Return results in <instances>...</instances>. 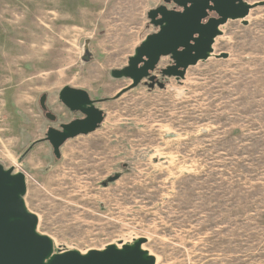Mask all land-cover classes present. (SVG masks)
Segmentation results:
<instances>
[{
  "label": "rangeland",
  "instance_id": "1",
  "mask_svg": "<svg viewBox=\"0 0 264 264\" xmlns=\"http://www.w3.org/2000/svg\"><path fill=\"white\" fill-rule=\"evenodd\" d=\"M163 2L0 0V164L24 175L52 257L140 242L154 264H264V4L221 24L183 77L161 75L165 56L152 72L162 88L125 89L111 71L156 31L148 12ZM64 86L85 90L103 121L59 157L45 139L34 154L1 121L16 108L45 137L39 99Z\"/></svg>",
  "mask_w": 264,
  "mask_h": 264
},
{
  "label": "water",
  "instance_id": "2",
  "mask_svg": "<svg viewBox=\"0 0 264 264\" xmlns=\"http://www.w3.org/2000/svg\"><path fill=\"white\" fill-rule=\"evenodd\" d=\"M172 1L183 8L182 11L168 9L159 5L148 12V17L158 29L148 34L135 49L133 56L122 69L111 71L115 78L125 77L131 83L130 89L147 79L149 86L163 83L158 81L155 71L161 57L169 56L172 64L160 69L161 75L183 77L185 69L205 59L212 50L213 38L219 33L218 27L229 18L243 17L255 5L243 0H165ZM213 11L217 17H207ZM220 53L218 57H225ZM90 53L85 51L82 60L88 61ZM59 99L71 112H79L82 117L62 123L59 128L48 127L45 140L48 141L56 157L60 156L61 145L69 138L88 134L97 129L103 121L104 113L95 106L89 94L80 88L64 86L59 92ZM46 95H41L39 103L47 109ZM50 120L55 116L47 112ZM117 177L110 178V181ZM26 192L24 175L13 173V168L4 169L0 165V264H44L43 258L50 254L51 246L47 237L35 232L36 216L26 210L23 195ZM52 257V256H51ZM49 264H154L141 250L140 242L129 248L109 247L104 251L91 250L82 255L74 251L53 256Z\"/></svg>",
  "mask_w": 264,
  "mask_h": 264
},
{
  "label": "crops",
  "instance_id": "3",
  "mask_svg": "<svg viewBox=\"0 0 264 264\" xmlns=\"http://www.w3.org/2000/svg\"><path fill=\"white\" fill-rule=\"evenodd\" d=\"M19 96V95H18ZM14 97V95H13ZM20 97V96H19ZM18 97V98H19ZM16 98V99H18ZM19 101V100H18ZM46 104L49 103L52 105L50 109V113H52L56 117V121L52 122V126H56L57 124L60 123H67L71 121L75 117H71L72 113L71 111L67 110V108H63V106L60 103V100H58L57 96H47L45 100ZM21 107V101L19 105ZM50 107V106H49ZM22 108V107H21ZM23 109V108H22ZM99 109H101L99 107ZM102 110V109H101ZM25 111V110H24ZM55 112V114H54ZM17 113L20 115V111H17L16 108H9L6 111V119L8 118L7 121L2 120L1 123L4 126H11V131H13V137H17L19 140L22 138H30L31 144L28 145L29 149L33 150L34 154L39 153L40 149H46L47 146L50 147L48 144H46V141L44 140L45 137L41 135V130L37 128V126H34V120H31L29 123H24L23 120L21 119L20 116L17 115ZM81 114H77L76 117H79ZM82 117V115L80 116ZM48 126L46 127V129ZM38 163L42 164L44 163L43 161H40L39 159L37 160ZM1 165V164H0ZM4 169H7L6 167L2 166ZM13 173H18L17 171H14Z\"/></svg>",
  "mask_w": 264,
  "mask_h": 264
},
{
  "label": "flooded vegetation",
  "instance_id": "4",
  "mask_svg": "<svg viewBox=\"0 0 264 264\" xmlns=\"http://www.w3.org/2000/svg\"><path fill=\"white\" fill-rule=\"evenodd\" d=\"M169 4H172V7L170 8V7H167ZM161 5H165L168 9H173V10H175V11H182L183 10V8L181 7V6H178V5H176L175 3H173L172 1H170L169 3H166L165 2V0H164V2L161 4ZM210 17H217V15L213 12V11H208V14H207V17L204 19V20H202V22H206V20L208 19V18H210ZM157 29H158V27H156ZM156 29V30H157ZM165 57V56H164ZM162 58V57H161ZM173 62H172V60H171V63H169L168 65H171ZM167 65V66H168ZM45 112V115H46V113L48 112H46V110L44 111ZM81 116V115H80ZM79 116V117H80ZM48 118V117H47ZM75 118H77V117H75ZM74 119V118H73ZM50 120V119H49ZM52 122H54V121H56V117H55V119H53V120H51ZM60 124H62V123H60ZM60 124H57L56 126H53V127H55V128H59V125Z\"/></svg>",
  "mask_w": 264,
  "mask_h": 264
},
{
  "label": "bare ground",
  "instance_id": "5",
  "mask_svg": "<svg viewBox=\"0 0 264 264\" xmlns=\"http://www.w3.org/2000/svg\"><path fill=\"white\" fill-rule=\"evenodd\" d=\"M209 55H210V53H209ZM83 255H84V254H83ZM51 258H52L51 255H50V254H47V255L43 258L42 263H44V264H49Z\"/></svg>",
  "mask_w": 264,
  "mask_h": 264
}]
</instances>
